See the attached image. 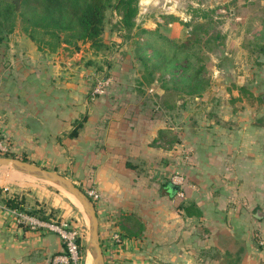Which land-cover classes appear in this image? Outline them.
Returning <instances> with one entry per match:
<instances>
[{
  "label": "crops",
  "instance_id": "1",
  "mask_svg": "<svg viewBox=\"0 0 264 264\" xmlns=\"http://www.w3.org/2000/svg\"><path fill=\"white\" fill-rule=\"evenodd\" d=\"M146 2L139 26L185 35L179 19L165 22ZM136 38L147 54L158 42ZM120 45L108 55L89 42L43 51L17 27L0 53V136L10 154L97 190L106 264H264V108L242 109L226 91L179 98L145 80L135 41ZM106 58L113 82L93 95ZM175 173L185 177L183 197L169 187ZM13 196L0 192L3 202ZM9 207H0V264H50L64 251L58 233L15 223Z\"/></svg>",
  "mask_w": 264,
  "mask_h": 264
},
{
  "label": "trees",
  "instance_id": "2",
  "mask_svg": "<svg viewBox=\"0 0 264 264\" xmlns=\"http://www.w3.org/2000/svg\"><path fill=\"white\" fill-rule=\"evenodd\" d=\"M139 10L140 0H0V53L18 26L40 50L49 52L57 51L64 43L77 48L80 43L89 42L97 53L108 55L120 44L132 40L143 62L147 82L158 80L164 89L178 94L179 98L201 96L209 82L201 77L204 65L196 64L200 53L209 48L210 42L219 35L210 34L204 38L189 29L184 37L171 38L159 28L150 30L139 26L136 21ZM163 18L165 22L178 20L175 15ZM107 33L116 34L121 42H107ZM137 36H155L158 39L151 54L145 52V45ZM258 38L264 40V28ZM260 48L264 50V42L260 43ZM108 67L106 58L104 66L99 68L100 74L111 75ZM79 126L69 135H77ZM4 200L12 208L25 209L43 219L51 218L42 209L26 208L25 200L18 195ZM82 251L85 255L84 242Z\"/></svg>",
  "mask_w": 264,
  "mask_h": 264
},
{
  "label": "rangeland",
  "instance_id": "3",
  "mask_svg": "<svg viewBox=\"0 0 264 264\" xmlns=\"http://www.w3.org/2000/svg\"><path fill=\"white\" fill-rule=\"evenodd\" d=\"M146 1L145 5L153 9L150 10L151 13L160 11L162 16L175 15L183 22V28L187 32L189 29L195 30L204 38L210 34L219 35V38L210 42L209 48L200 53L196 64L204 65L201 77L209 82L201 96L210 90L209 94L214 92L213 99H219L226 91L233 99L242 101V109L251 105L259 109L264 108V50L260 48V43L264 40L258 38L264 28V0ZM203 23H207V26H203ZM228 74H232L233 80L225 84ZM213 85L215 89L212 91ZM234 91L237 93L236 96L232 95ZM0 186L8 193L24 195L22 197L24 200H39L37 209L47 212L54 220H60L57 214L62 212L68 218L67 221L71 223L78 221L84 226L83 241L88 247V214L67 190L51 181L12 168H0ZM81 188L85 191L87 189L82 186ZM88 254L86 249L84 264ZM89 264H93L92 257Z\"/></svg>",
  "mask_w": 264,
  "mask_h": 264
},
{
  "label": "built area",
  "instance_id": "4",
  "mask_svg": "<svg viewBox=\"0 0 264 264\" xmlns=\"http://www.w3.org/2000/svg\"><path fill=\"white\" fill-rule=\"evenodd\" d=\"M113 82L112 75L99 74L95 76L92 87L93 95H103L106 93L108 87ZM11 152V147L8 141L0 136V156L8 155ZM172 183L184 186L185 177L180 173H175L171 176ZM88 195L95 201L99 194L95 188L86 189ZM178 194L184 196L183 190H179ZM0 207L7 208V204L2 201L0 197ZM12 219L17 224L27 225L32 229L44 228L53 230L63 241L64 251L53 255L50 264H84V255L82 251V244L84 240V226L78 221L71 223L67 220H46L39 216L29 213L25 209L9 207ZM115 238L119 241L120 236L117 234Z\"/></svg>",
  "mask_w": 264,
  "mask_h": 264
},
{
  "label": "water",
  "instance_id": "5",
  "mask_svg": "<svg viewBox=\"0 0 264 264\" xmlns=\"http://www.w3.org/2000/svg\"><path fill=\"white\" fill-rule=\"evenodd\" d=\"M233 80L232 74H228L224 83L229 84ZM0 168H12L21 173L37 177L42 180L51 181L71 193L82 205L89 217V245L86 246L91 254L93 264H106L99 237V221L93 199L88 193L77 185L65 174L49 169L31 161H27L12 155L0 156ZM170 189L174 192L178 185L170 183Z\"/></svg>",
  "mask_w": 264,
  "mask_h": 264
},
{
  "label": "bare ground",
  "instance_id": "6",
  "mask_svg": "<svg viewBox=\"0 0 264 264\" xmlns=\"http://www.w3.org/2000/svg\"><path fill=\"white\" fill-rule=\"evenodd\" d=\"M79 203H80V202H79ZM90 259H91V254H88V257H87V260H86L85 264H89Z\"/></svg>",
  "mask_w": 264,
  "mask_h": 264
}]
</instances>
